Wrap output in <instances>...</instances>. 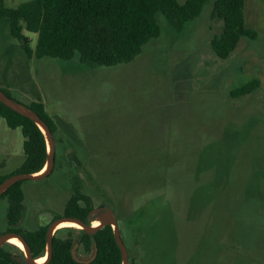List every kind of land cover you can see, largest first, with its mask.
Instances as JSON below:
<instances>
[{"label":"rangeland","instance_id":"1","mask_svg":"<svg viewBox=\"0 0 264 264\" xmlns=\"http://www.w3.org/2000/svg\"><path fill=\"white\" fill-rule=\"evenodd\" d=\"M245 10L258 37L242 39L226 60L211 47L223 23L210 4L182 31L159 15L161 35L133 62L111 67L28 61L0 22V87L30 104L23 86L36 85L57 126L53 172L23 183L16 226L0 200V237L65 218L78 178L94 210L115 212L130 264H264V0H247ZM25 34L36 49L38 35ZM254 79L256 92L231 95ZM23 143L21 129L0 117L2 176L25 162ZM67 228L76 238L82 230L55 234ZM93 255L78 244L79 260Z\"/></svg>","mask_w":264,"mask_h":264},{"label":"trees","instance_id":"2","mask_svg":"<svg viewBox=\"0 0 264 264\" xmlns=\"http://www.w3.org/2000/svg\"><path fill=\"white\" fill-rule=\"evenodd\" d=\"M210 4L212 16L223 23L221 33L211 39L212 50L218 58L228 59L242 39L254 40L258 37V33L246 25L245 0H186L184 3L179 0H28L17 7H8L5 0H0V22L8 24L11 37L19 42L28 61L33 58L62 61L78 58L90 67H111L133 62L145 45L161 35L159 15H163L177 31H182L188 23L199 19ZM25 32L38 35L36 49H33L31 39ZM259 87L260 81L254 79L234 90L231 95H249ZM23 88L32 95L30 104L19 102L9 88L1 89L27 110L39 114L55 138L57 126L47 111L39 89L33 84ZM0 117L10 129L20 128L24 138L25 162L15 174L41 172L48 161V143L42 129L1 100ZM13 175L4 177L0 174V185ZM24 182L12 185L0 196V200L6 199L8 202L7 222L10 227L16 226L22 215ZM93 211L91 197L83 192L80 180L74 179L64 216L90 223L93 217H98L93 216ZM48 229V226H41L34 231L21 232L10 228L8 232L22 235L33 257L38 259L46 253ZM68 230H58L55 234L53 256L48 264H85L72 256L77 243L86 254L95 252L97 247V256L89 264H123L111 225L96 234L79 230L80 235L76 238L73 235L75 230H69L68 238L59 236ZM0 264L27 263L24 254L16 256L3 246L0 249Z\"/></svg>","mask_w":264,"mask_h":264},{"label":"water","instance_id":"3","mask_svg":"<svg viewBox=\"0 0 264 264\" xmlns=\"http://www.w3.org/2000/svg\"><path fill=\"white\" fill-rule=\"evenodd\" d=\"M0 100L6 104L10 109H12L13 111L26 116L28 118H30L32 121H34L44 132L46 139H47V143L49 146V151H48V161L46 166L48 167L46 172L43 173L42 175H36V174H15L9 178H7L1 185H0V196L12 185L21 182V181H34V182H38L41 180L46 179L47 177H49L51 175V173L54 170V166H55V153H56V142H55V138L53 133L51 132L49 126L47 125V123L39 116V114L32 112L30 110H27L24 106H22L21 104H19L16 100H14L13 98L9 97L1 88H0ZM45 166V167H46ZM44 167V169H45ZM43 169V170H44ZM102 210V212L100 213V211ZM100 213V214H98ZM93 215H97V219L96 221L100 222V225L98 227H93V222L87 223L79 218H75V217H65V218H60L56 221H54L47 232V249H46V254L44 256H47V260L44 264H48L50 263L52 256H53V240H54V236H55V229L57 227L58 224L63 223V222H76L78 224H80V226L82 228V230L86 231L89 234H96L98 231L102 230L103 228H105L108 225H111L113 227V231H114V237L116 240L117 245L120 248V251L122 253V258H123V264H130V258H129V253L128 250L125 246V243L122 239L121 236V232H120V226H119V221L115 215V212L112 209L109 208H97L92 212ZM13 237H17L19 238L25 248H26V253H25V261L27 264H37V260L39 259H35L33 257L31 248L29 247V245L26 243L25 239L23 238L22 235L17 234V233H5L0 237V249L9 241V239L13 238ZM78 244L75 245V247L72 250V256L73 258L81 263H85V264H89L91 263L97 256V247L95 249L94 255L87 261H82L79 260L76 257V248H77ZM41 258V257H40ZM22 260V259H20Z\"/></svg>","mask_w":264,"mask_h":264},{"label":"bare ground","instance_id":"4","mask_svg":"<svg viewBox=\"0 0 264 264\" xmlns=\"http://www.w3.org/2000/svg\"><path fill=\"white\" fill-rule=\"evenodd\" d=\"M47 168H48V167L46 166L44 170H42L41 172L37 173L36 175H42L43 173L46 172ZM99 225H100V222H99V221H95V222H93V227H98ZM61 227H72V228H76V229H80V228H82V227L80 226V224H78V223H76V222H71V221H70V222H63V223L57 225L55 231H56L57 229L61 228ZM8 242H9L10 244H12V245L18 247L19 249L24 250L25 253H26V248H25L23 242H22L19 238H17V237H13V238L9 239ZM46 260H47V256H43V257H41V258H39V259L37 260V264H44V263L46 262Z\"/></svg>","mask_w":264,"mask_h":264},{"label":"crops","instance_id":"5","mask_svg":"<svg viewBox=\"0 0 264 264\" xmlns=\"http://www.w3.org/2000/svg\"><path fill=\"white\" fill-rule=\"evenodd\" d=\"M12 1H13V2H17L18 5L21 4V2H18V1H15V0H11V2H12ZM27 1H28V0H25V2H27ZM246 1H247V0H245V9H246ZM5 3H6V0H5ZM6 5H7V4H6ZM18 5H17V6H18ZM17 6H8V7H17ZM245 13H246V10H245ZM245 20H246V14H245ZM246 25H247V22H246ZM247 27H248V28H251V27H249L248 25H247ZM251 29H252V28H251ZM253 30H254V29H253Z\"/></svg>","mask_w":264,"mask_h":264},{"label":"flooded vegetation","instance_id":"6","mask_svg":"<svg viewBox=\"0 0 264 264\" xmlns=\"http://www.w3.org/2000/svg\"><path fill=\"white\" fill-rule=\"evenodd\" d=\"M102 212V210L100 211V213ZM100 213H98V214H100Z\"/></svg>","mask_w":264,"mask_h":264}]
</instances>
